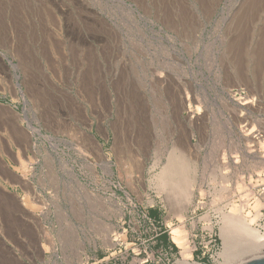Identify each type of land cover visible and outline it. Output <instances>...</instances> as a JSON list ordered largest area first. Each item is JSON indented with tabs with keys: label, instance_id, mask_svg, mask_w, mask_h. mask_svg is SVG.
Wrapping results in <instances>:
<instances>
[{
	"label": "rangeland",
	"instance_id": "rangeland-1",
	"mask_svg": "<svg viewBox=\"0 0 264 264\" xmlns=\"http://www.w3.org/2000/svg\"><path fill=\"white\" fill-rule=\"evenodd\" d=\"M188 249L264 257V0H0V264Z\"/></svg>",
	"mask_w": 264,
	"mask_h": 264
},
{
	"label": "bare ground",
	"instance_id": "bare-ground-1",
	"mask_svg": "<svg viewBox=\"0 0 264 264\" xmlns=\"http://www.w3.org/2000/svg\"><path fill=\"white\" fill-rule=\"evenodd\" d=\"M184 167L176 160V159H172L171 162L169 161V163L167 164V167H164V169L160 172L158 178H157V183L158 185L161 187H166V185H169V186H172V189L177 185V183H169L168 180H170L171 178H174V177H177V178H181V177H184ZM183 179V178H181ZM183 181V180H182ZM175 182V181H174ZM181 182V181H180ZM187 183V182H186ZM157 185V186H158ZM179 185V184H178ZM168 186V187H169ZM184 185H181L180 186V189H178L175 193L176 195L180 196L179 198H175V195L174 196V200L176 201V207L180 204L183 205L182 207H184V204L182 203V201L184 199L185 196H187L186 194V190L184 189L183 187ZM179 187V186H178ZM171 188V187H170ZM182 188V189H181ZM163 189V188H162ZM176 189V188H175ZM164 191V190H163ZM170 194V193H169ZM172 195V194H170ZM170 198V197H169ZM173 199V198H172ZM178 199V200H176ZM171 200V199H170ZM168 201V200H167ZM170 202V201H169ZM174 203V204H175ZM185 203V202H184ZM172 203H170L171 205ZM174 206V205H173ZM175 207V206H174ZM183 209V208H182ZM181 211V210H180ZM178 213V212H177ZM184 249V248H183ZM189 251V252H188ZM240 251V250H239ZM182 254L181 255V260L178 261L177 264H194L190 261V256H191V253H190V249L188 250H183L182 251Z\"/></svg>",
	"mask_w": 264,
	"mask_h": 264
},
{
	"label": "water",
	"instance_id": "water-1",
	"mask_svg": "<svg viewBox=\"0 0 264 264\" xmlns=\"http://www.w3.org/2000/svg\"><path fill=\"white\" fill-rule=\"evenodd\" d=\"M244 264H264V257L248 261V262H246Z\"/></svg>",
	"mask_w": 264,
	"mask_h": 264
},
{
	"label": "built area",
	"instance_id": "built-area-1",
	"mask_svg": "<svg viewBox=\"0 0 264 264\" xmlns=\"http://www.w3.org/2000/svg\"><path fill=\"white\" fill-rule=\"evenodd\" d=\"M84 260H85V262H87L88 261V259H90V257L88 256V254L87 253H85L84 255H83V257H82ZM103 260V259H102ZM102 260H100V261H102ZM168 264H174V263H169L168 262Z\"/></svg>",
	"mask_w": 264,
	"mask_h": 264
},
{
	"label": "trees",
	"instance_id": "trees-1",
	"mask_svg": "<svg viewBox=\"0 0 264 264\" xmlns=\"http://www.w3.org/2000/svg\"><path fill=\"white\" fill-rule=\"evenodd\" d=\"M149 215H150V216H155V212H154V210H150V211H149Z\"/></svg>",
	"mask_w": 264,
	"mask_h": 264
}]
</instances>
